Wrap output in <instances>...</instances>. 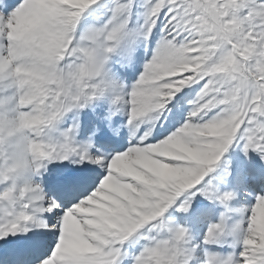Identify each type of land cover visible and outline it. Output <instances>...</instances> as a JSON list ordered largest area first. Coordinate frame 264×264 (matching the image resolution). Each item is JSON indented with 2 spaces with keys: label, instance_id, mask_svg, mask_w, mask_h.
<instances>
[{
  "label": "snow or ice",
  "instance_id": "snow-or-ice-1",
  "mask_svg": "<svg viewBox=\"0 0 264 264\" xmlns=\"http://www.w3.org/2000/svg\"><path fill=\"white\" fill-rule=\"evenodd\" d=\"M0 264H264V0H0Z\"/></svg>",
  "mask_w": 264,
  "mask_h": 264
},
{
  "label": "rangeland",
  "instance_id": "rangeland-1",
  "mask_svg": "<svg viewBox=\"0 0 264 264\" xmlns=\"http://www.w3.org/2000/svg\"><path fill=\"white\" fill-rule=\"evenodd\" d=\"M234 155V150L230 149L228 153L225 154L226 158H231ZM254 155V154H253ZM221 167H223V161L221 162ZM110 226H115L114 224Z\"/></svg>",
  "mask_w": 264,
  "mask_h": 264
}]
</instances>
